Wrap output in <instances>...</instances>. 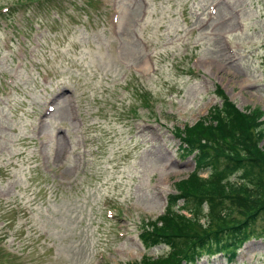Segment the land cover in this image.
Returning a JSON list of instances; mask_svg holds the SVG:
<instances>
[{
  "label": "rangeland",
  "instance_id": "rangeland-1",
  "mask_svg": "<svg viewBox=\"0 0 264 264\" xmlns=\"http://www.w3.org/2000/svg\"><path fill=\"white\" fill-rule=\"evenodd\" d=\"M16 1L0 0V9ZM147 1L146 16L145 0H105L102 9L73 2L62 22L31 10L0 17V264H132L168 254L172 247L147 248L139 234L194 170L179 154L177 128L202 118L219 86L264 120V0ZM113 3L118 35L107 21ZM140 37L151 40L153 70ZM107 201L120 207L114 218ZM190 264H264V238L236 259L204 254Z\"/></svg>",
  "mask_w": 264,
  "mask_h": 264
},
{
  "label": "trees",
  "instance_id": "trees-1",
  "mask_svg": "<svg viewBox=\"0 0 264 264\" xmlns=\"http://www.w3.org/2000/svg\"><path fill=\"white\" fill-rule=\"evenodd\" d=\"M212 117L214 123L207 124L205 120H202L195 126L188 127L186 131L188 138L186 140L190 142L195 136H208L210 139L213 138L216 130H219L222 134L225 133L227 137L233 135L238 140L237 143L241 148H245L246 151L252 152L255 156L262 159L263 163H258V161L254 163L260 175V180L257 182L258 185H256L257 189L253 190V192H247L245 194L247 197L246 203L239 204L243 209L240 212H245L251 218H255L257 215H252L249 211L260 208L264 203V146H259L261 133L255 131L260 122L257 121V118L254 121L250 116L245 117L231 103H226L222 114H218L216 111ZM187 182L191 186H197L198 190H194L184 182V187L191 189H188L189 191H182L181 196H176V198L185 197L187 203L195 204L202 197L198 194L199 183L197 180H189ZM215 189L216 192L214 194L216 196L228 198V186L226 183L219 184V186L216 185ZM248 196L251 198H248ZM260 211H264V204L261 206ZM232 216L228 212L222 215H212L211 219L205 224L196 221L194 217L188 218V220L184 216H174L170 220L166 219L162 228L158 227L156 231L148 232L143 236V239L149 244H161L165 242L172 246L173 252L168 257L158 259L144 257L137 264H180L182 260H195L206 247H212L211 240L218 238L220 233L226 231V229L229 232L224 234L225 237L229 233L232 234V238L239 237L240 228L248 224L249 220H232L229 222ZM214 223L216 225L215 228H213Z\"/></svg>",
  "mask_w": 264,
  "mask_h": 264
}]
</instances>
